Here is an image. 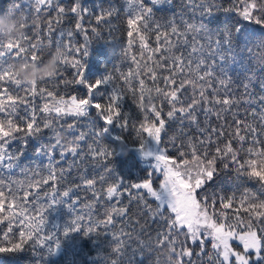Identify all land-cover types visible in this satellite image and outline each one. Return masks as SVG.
<instances>
[{"label": "snow or ice", "instance_id": "obj_1", "mask_svg": "<svg viewBox=\"0 0 264 264\" xmlns=\"http://www.w3.org/2000/svg\"><path fill=\"white\" fill-rule=\"evenodd\" d=\"M127 3V35L137 34L139 52L131 54L134 41L129 39L120 57L122 64L130 60L135 67L124 71L114 65L112 72L95 80L87 76L92 40L81 23L90 11L82 0H72L67 6L61 0H18L0 14L6 21H18L24 29L32 27L34 33L39 32L43 17L47 28L46 42L38 37L30 40L25 30L17 39L0 35V114L6 113L0 116V169L12 170L13 161L22 155L9 151L13 141L39 139L44 130L52 135L50 142L41 143L36 150L37 155L47 157L46 176H40L37 169L33 175L40 178L26 183L0 178V253L35 251L51 239L39 235L46 223L44 212L66 203L65 198H70L74 188L69 186L59 196L54 185L42 193L39 189L50 181L66 179L72 165L57 168L55 157L64 161L70 154L82 165L102 166L103 174L99 176V190L95 178L82 177V185L77 187L87 188L94 199L83 206L88 210L86 214H77L63 228L65 237L76 232L99 234L101 226L108 229L120 218L130 220L135 211L145 224L151 221L155 226V237L146 233L150 242L137 237L140 248L163 256V264H204L205 258L211 264H264V192L261 196L248 193L234 206L235 197L210 191L214 180L230 169L237 178L255 179L264 190V95L253 96L257 77L250 71L241 85L243 96L238 99L225 68L229 60L236 61L233 44L248 38L246 29L239 21L217 30L209 26V18L222 11L264 27V0H230L231 7H224L221 0H186L185 7L199 17L189 20L182 15L179 23L174 18L166 23L155 19L154 9L172 0ZM48 12L55 13L53 20L47 19ZM113 12L109 9L96 19L106 20ZM70 16L76 18L75 29L84 36L82 45L74 42L72 31L61 29L55 38L52 36L55 27ZM92 32L100 35L95 28ZM153 37L155 43L150 47L147 41ZM53 44L49 58L60 53L55 76L26 83L18 75V67H43L49 60H42L43 50ZM260 47L264 48V41ZM69 70L72 79H64L63 83L85 89L82 96L66 98L45 88V83L58 84L57 77ZM215 83L221 87L216 88ZM37 96L45 101L38 109L39 116L34 100ZM129 98L138 111L136 119L125 107ZM241 100L246 105H257L260 111L246 108L242 116ZM20 105L29 106L23 115L19 114ZM82 120L91 127L78 129L76 125ZM116 128L122 132L131 129L135 141L130 143L122 134L113 136ZM110 137L112 143H105ZM130 151L138 152L148 165L145 175L135 181L120 177L114 168L115 158ZM156 173L162 177L158 187L154 184ZM29 197L33 203L48 201L37 209L38 215L28 209ZM101 197L110 203H104V219H93L96 205L103 203ZM77 204L71 199L69 210L77 211ZM227 209H233L234 219H229ZM241 211L244 217L239 215ZM86 219L88 222L82 223ZM122 236L132 239L124 228L113 232L116 258L111 264H120L125 254L127 241ZM233 241L242 247L237 250ZM209 244L211 254L206 250ZM48 252H52L51 246ZM156 264H161L159 258Z\"/></svg>", "mask_w": 264, "mask_h": 264}, {"label": "trees", "instance_id": "obj_2", "mask_svg": "<svg viewBox=\"0 0 264 264\" xmlns=\"http://www.w3.org/2000/svg\"><path fill=\"white\" fill-rule=\"evenodd\" d=\"M18 2V0H0V14H3L11 8L12 4ZM61 3L65 6L72 3V0H61ZM146 4H149V0H145ZM224 7H231L230 0H221ZM84 7L90 11L85 15L84 20L81 21L83 27L92 40L90 45L91 55L88 58V70L87 76L90 80H95L104 76L107 72H112L113 66L116 65L121 67L122 70L127 71L129 66L135 67L130 60L121 63L120 51L122 48L127 46V41L132 39L134 42L131 46V54L138 55L139 52V40L137 34L134 32L133 37H128L127 19L128 16V3L127 0H82ZM186 0H172L171 4H166L161 7L154 9L155 19L159 23H166L168 19L174 18L179 23L181 16L185 19L195 20L199 17L196 16L185 7ZM23 7V5H22ZM109 9H114L113 14L106 20L98 22L96 17L103 14ZM48 20H53L55 13L48 12L46 14ZM239 21L240 25L243 26L247 33L248 38L244 41L237 39L233 48L236 54V61L229 62L225 65L226 71L231 78V88L235 92L239 99L243 96L244 89L242 88V82L245 81V77L249 72L256 74L257 80L255 81L252 94L253 96L264 95V48L260 47V42L264 41V27L259 25H252L247 22L240 20L238 14L235 13H224L219 12L215 17L209 18V26L213 30L222 29L226 24H233ZM76 18L70 16L55 27V31L52 33L55 38L61 29L72 31L74 33L73 40L77 45H82L84 42V36L75 29ZM95 28L100 33L99 36H95L92 29ZM28 33L29 39L33 40L37 37L45 41L47 40V28L44 18H41L40 29L38 33H34L32 27L25 29ZM163 41V38H162ZM161 41V42H162ZM149 46H153L155 41L149 39L147 41ZM203 43V41H201ZM52 48L45 47L43 50L42 60L47 61L51 56ZM69 72L64 73L63 76L57 77L58 84H47L45 88L58 96L77 95L82 96L85 89L71 85L66 86L63 83L64 79L71 80L72 77ZM216 88H220L221 85L215 83ZM21 95H24L21 93ZM35 107L37 109V115H41L38 111L39 107L45 102L39 96L34 98ZM28 105H20L19 114H25ZM125 107L133 114V119L138 118V111L135 106L131 103L130 98L128 99ZM252 108L260 111L257 105H246L241 100L240 114L245 115L244 109ZM6 115L0 114V116ZM249 120L252 119L251 115H248ZM71 120L72 118H68ZM215 122V117H213ZM78 129L87 130L91 127L86 120H82L80 124L76 125ZM171 131V130H170ZM112 134L123 136L129 139L130 143L135 141L134 132L129 131L122 132L120 128L113 129ZM193 135L195 133H192ZM146 135V134H145ZM52 140V135L49 130H44L41 137L29 138L26 142L22 140H15L9 145V151L13 154L22 153L19 159L13 161L14 168L8 170L6 168L0 169V178L5 179L6 182L20 181L26 183L30 179H39V176L33 175V173L39 169L40 176L47 175V157L37 155L36 150L40 147L41 143H48ZM105 143L111 144V137L105 141ZM25 144L27 146H25ZM170 147V146H169ZM174 151V150H173ZM241 156L247 159L248 157L242 152ZM57 168L68 169L69 165H72L71 171L66 173V179L63 182L50 181L48 185H44L39 191L42 193L45 189H50L53 185L57 188V196H59L69 186L74 188L73 193L70 194V198H65L66 203L63 205L54 207L53 209L44 212L46 223L42 226V231L39 233L41 237H51L46 239L43 247H37L35 251L27 250L21 254H10L0 253V264H111L112 259L116 258V254L113 253L112 249L115 246L113 240V232L118 233L120 228H124L126 232L132 234V239L122 236L121 239L127 241L124 248V255L120 257V264H156L157 259L163 264L164 257L159 256L154 251L142 250L138 244L137 237L150 242L149 236L146 233H151L152 237H155L154 227L152 222L148 224L144 223L143 219L137 215L135 211L131 214L130 220H124L120 218V222L114 227L105 229L103 226L97 229L99 234H93L85 236L82 233L76 232L65 237L63 235V228L68 226L77 214L84 215L87 213V209L83 206L91 203L94 199L93 194L87 188L78 185H82L83 178H95L98 190L101 189V183L99 182V176L103 174V167L100 165H82L79 161L74 160L69 154L64 161H60L58 155L55 157ZM7 163V161H6ZM109 164H112V160L109 159ZM80 164L79 167L77 165ZM147 165L144 160L140 158L136 152L130 151L126 155L117 156L114 160V168L116 174L120 177L129 181H135L138 177L145 175ZM234 168V166H232ZM151 171V169H149ZM158 177L155 179V185L159 186ZM210 191L217 192L219 195L225 197H235L234 206L238 205L239 200L248 193L261 196L264 190L261 189L260 184L255 179H248L244 177L237 178L234 170L221 173L218 179L213 182V187ZM261 198H264L262 196ZM71 199H76L78 204L76 205L77 211L73 212L69 210L68 204L71 203ZM103 201V197H101ZM28 209L33 215H38L37 209L41 204L48 203L46 199L41 200L38 203H33V198L29 197ZM127 203L125 198L123 201ZM104 203H110L103 201L101 204H97L93 213V219H104L103 207ZM229 213V219H234L232 216L233 209L225 210ZM241 217H244V213H239ZM137 219H140L139 225L136 223ZM87 219L82 223H87ZM243 227V225H241ZM3 229V225H0V230ZM13 231H18L17 226L13 225ZM2 238V237H0ZM35 238V235H34ZM57 242L60 244V248L56 249ZM31 244V241H29ZM236 248H241L242 245L233 243ZM51 246L52 252H48V247ZM209 254L212 253L210 244L207 246ZM204 264H211V261L205 258Z\"/></svg>", "mask_w": 264, "mask_h": 264}, {"label": "clouds", "instance_id": "obj_3", "mask_svg": "<svg viewBox=\"0 0 264 264\" xmlns=\"http://www.w3.org/2000/svg\"><path fill=\"white\" fill-rule=\"evenodd\" d=\"M24 28L20 26L18 21H6L0 18V35H4L7 39H17L23 32ZM60 61V53L56 52L51 58L44 64L43 67L37 64L20 65L18 67V75L28 84L38 82L44 78L54 77ZM127 154V152L123 153Z\"/></svg>", "mask_w": 264, "mask_h": 264}, {"label": "rangeland", "instance_id": "obj_4", "mask_svg": "<svg viewBox=\"0 0 264 264\" xmlns=\"http://www.w3.org/2000/svg\"><path fill=\"white\" fill-rule=\"evenodd\" d=\"M113 136H116V135H114V134H112ZM134 152H136V151H134ZM137 153V155L140 157V158H142L141 156H140V154L138 153V152H136ZM143 159V158H142ZM144 160V159H143ZM144 162H145V164L147 165V162L144 160ZM148 166V165H147ZM158 177H160L161 179H158V183H160L161 181H162V177L159 175V173H156L155 174V176H154V184H155V179H157ZM156 186V185H155ZM156 187H158V186H156ZM233 243H238L239 244V242L238 241H233ZM233 246H234V244H233ZM235 247V246H234ZM242 247V246H241ZM240 248H237V250H239Z\"/></svg>", "mask_w": 264, "mask_h": 264}]
</instances>
